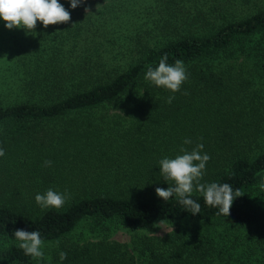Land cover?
Listing matches in <instances>:
<instances>
[{
    "label": "trees",
    "instance_id": "1",
    "mask_svg": "<svg viewBox=\"0 0 264 264\" xmlns=\"http://www.w3.org/2000/svg\"><path fill=\"white\" fill-rule=\"evenodd\" d=\"M62 3L70 22L0 104V264H264V0ZM165 54L188 73L177 93L145 79ZM201 143L211 159L200 182L243 195L228 217L199 192L196 215L156 195L172 183L159 161ZM49 188L69 197L62 208L36 203ZM82 222L98 229L93 239L70 237ZM159 222L175 226L133 245L102 232ZM17 229L40 232L43 260L18 247Z\"/></svg>",
    "mask_w": 264,
    "mask_h": 264
},
{
    "label": "clouds",
    "instance_id": "2",
    "mask_svg": "<svg viewBox=\"0 0 264 264\" xmlns=\"http://www.w3.org/2000/svg\"><path fill=\"white\" fill-rule=\"evenodd\" d=\"M72 9L77 8L86 0H68ZM87 11V9H86ZM0 19L5 22L8 30L23 29L28 33H35L37 23L40 22L45 29L49 26L67 24L71 20V14L65 9L59 0H0ZM75 25V24H74ZM168 57L165 54L156 68L149 66L145 79L156 87H162L172 93L180 91L181 86L188 80V73L182 60H175L174 65L167 63ZM175 96H169L167 102L170 104ZM185 144H190V139H185ZM204 145L198 144L192 151L181 148L182 155L175 158H163L159 161L160 174L166 181L172 182L167 189L157 187L156 195L167 202L173 196L178 197L179 203L192 215L200 213L201 205L193 200V192L203 195L204 203L207 206L218 208L219 214L226 217L230 215V209L236 198L243 196L237 188L235 191L228 183L218 184L201 183L207 162L211 157L201 154ZM5 152L0 148V157ZM51 161H45V166H51ZM264 189V182L260 184ZM69 197L66 194L58 193L49 188L44 194L35 196L36 203L42 208H62ZM15 239L19 242L18 247L23 250L26 256L32 259H44L45 241L41 238L39 231H25L17 229L14 232ZM60 260L67 258V253H59ZM50 259V258H49Z\"/></svg>",
    "mask_w": 264,
    "mask_h": 264
},
{
    "label": "rangeland",
    "instance_id": "3",
    "mask_svg": "<svg viewBox=\"0 0 264 264\" xmlns=\"http://www.w3.org/2000/svg\"><path fill=\"white\" fill-rule=\"evenodd\" d=\"M63 0H59L62 3ZM63 4V3H62ZM65 7V6H64ZM67 10V8L65 7ZM64 24L49 26L47 29L38 22L35 33H28L23 29L8 30L5 22L0 19V104L5 106L14 100V92L22 86L30 73L35 69L34 65L39 62L43 51L45 50L47 39L52 32L59 33ZM119 113L117 107L108 108L102 114L108 115L111 122V116ZM98 118V115H96ZM30 143L22 141L19 145L10 146L9 152L16 154L17 150L26 149ZM259 190L255 191L252 200L258 198ZM251 197L248 198L250 200ZM175 224L159 222L151 227L140 231H129L115 223H106L103 228L104 235L110 239L121 243L133 245L142 236H163L170 231ZM98 234V229H89L85 222L80 223L70 234V237L79 240L93 239ZM1 247V245H0Z\"/></svg>",
    "mask_w": 264,
    "mask_h": 264
}]
</instances>
